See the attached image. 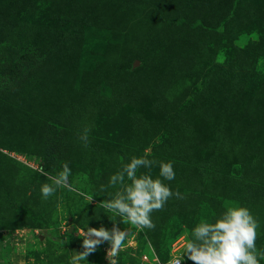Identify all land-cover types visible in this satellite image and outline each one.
Instances as JSON below:
<instances>
[{
	"label": "rangeland",
	"instance_id": "374dc122",
	"mask_svg": "<svg viewBox=\"0 0 264 264\" xmlns=\"http://www.w3.org/2000/svg\"><path fill=\"white\" fill-rule=\"evenodd\" d=\"M146 154L137 175L171 162L182 198L138 230L100 188ZM64 162L72 190L43 199ZM228 206L259 220L264 250V0H0V264H68L81 229L114 222L118 264H161Z\"/></svg>",
	"mask_w": 264,
	"mask_h": 264
},
{
	"label": "clouds",
	"instance_id": "9594fccd",
	"mask_svg": "<svg viewBox=\"0 0 264 264\" xmlns=\"http://www.w3.org/2000/svg\"><path fill=\"white\" fill-rule=\"evenodd\" d=\"M88 129L80 139L88 142ZM156 162L147 158L133 156L130 162L111 175L108 184L101 185L100 191L117 188L111 199L103 200L100 206L120 223L128 224L138 230L154 229L152 214L163 211L167 202L173 197L182 198L179 191L173 192L164 183L175 179L171 162L159 163V177L153 179L150 173L137 175L141 168L151 169ZM43 172V169H41ZM46 175V173H45ZM72 175L68 162L62 164V170L51 177L52 183L41 186L42 198L47 200L54 196L59 188L72 190L69 178ZM162 178V179H161ZM88 199H93L89 196ZM260 222L251 211L243 206H228L226 210L212 221L200 219L190 230L179 254L174 255L168 264H184L185 259L191 264H260L264 260V250H258ZM83 251L74 253L68 264H81L94 253L97 246L104 242L110 244L107 252L109 264H118L119 253L126 247L129 230L121 231L114 222L111 230L101 226L99 229L88 227L81 229Z\"/></svg>",
	"mask_w": 264,
	"mask_h": 264
},
{
	"label": "built area",
	"instance_id": "2783aa9c",
	"mask_svg": "<svg viewBox=\"0 0 264 264\" xmlns=\"http://www.w3.org/2000/svg\"><path fill=\"white\" fill-rule=\"evenodd\" d=\"M161 264H168V261L167 262H164V263L162 262Z\"/></svg>",
	"mask_w": 264,
	"mask_h": 264
},
{
	"label": "trees",
	"instance_id": "16d2710c",
	"mask_svg": "<svg viewBox=\"0 0 264 264\" xmlns=\"http://www.w3.org/2000/svg\"><path fill=\"white\" fill-rule=\"evenodd\" d=\"M169 261V260H168ZM167 262V261H166ZM164 263V262H163Z\"/></svg>",
	"mask_w": 264,
	"mask_h": 264
}]
</instances>
